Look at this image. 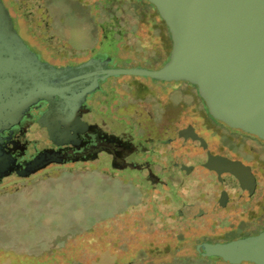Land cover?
I'll return each mask as SVG.
<instances>
[{"label": "rangeland", "instance_id": "374dc122", "mask_svg": "<svg viewBox=\"0 0 264 264\" xmlns=\"http://www.w3.org/2000/svg\"><path fill=\"white\" fill-rule=\"evenodd\" d=\"M135 5L151 9L142 0H0V65L8 64L6 74L15 93L5 101L0 119L17 110L21 102L17 96H38L40 106L50 98V89L61 87L52 107L59 113V123L51 125L55 143H65L86 113L83 119H93L89 125L141 150L144 145L139 139L164 124L157 111L173 106L168 101L160 105L157 98L164 93L168 100L177 99L178 91L187 85L129 74L97 81L87 76L153 70L167 62L160 39L151 37L148 43L149 24L139 19ZM28 52L47 68L38 69ZM94 96L101 101L96 103V98L92 108L86 107ZM190 104L189 108L195 107ZM139 105L156 109L155 123L139 115ZM33 137L41 141L38 134ZM145 156L138 154V158ZM160 157L151 159L158 163ZM110 160L100 153L93 162L48 165L35 171L40 163L37 157L24 167V173H29L25 180L5 179L0 186V264H170L186 257L193 258L191 264H226L194 258L191 248L201 233L209 234L204 238L207 243L216 244L264 231V224H255L253 211L247 207L240 219L247 223L244 227L236 224V209L199 219L189 211L176 214L184 199L202 205L200 193L210 191L211 182L199 189L198 179L192 177L181 188L176 185L179 175L173 174L170 191L151 188L146 173L114 169ZM137 161L148 167L145 160ZM263 194L264 179L259 178L251 204L255 208L261 199L264 216ZM220 218L228 221L217 223Z\"/></svg>", "mask_w": 264, "mask_h": 264}, {"label": "water", "instance_id": "95a60500", "mask_svg": "<svg viewBox=\"0 0 264 264\" xmlns=\"http://www.w3.org/2000/svg\"><path fill=\"white\" fill-rule=\"evenodd\" d=\"M146 1L155 8L168 29L171 49L167 62L153 70H113L87 76L97 81L111 75L129 74L167 82L189 83L196 87L197 94L203 100L211 117L230 128L241 130L264 141V0ZM27 54L28 59L33 61L38 69L47 68L36 60L33 53ZM49 69L52 70L48 67ZM2 73L0 70V75ZM60 90L61 87L50 89V98L45 100L44 105L35 109L36 113L40 110L38 114H43L51 108L57 102ZM24 101L33 104L38 100L24 97ZM20 104L22 101L17 106ZM24 115L23 113L14 120L0 124V134L18 124ZM90 128L88 124H83L81 130L74 132L68 142L71 144L74 139L86 137ZM32 130L28 131L25 138L29 146L41 150L40 163L35 171L51 163L74 161L80 156L76 154L68 157L59 152L49 151L46 130L38 127ZM96 131L97 137L112 138L111 141H115L116 145L122 143L113 135L102 134L99 129ZM37 134L41 138L40 142L33 137V135L37 137ZM191 138L205 145L196 135H192ZM121 148V145H118L120 154L127 150V147L122 148L123 151ZM135 152H137L135 149L129 148L125 162L129 167L134 165L142 167L144 170L140 171L134 167L131 170L139 171L143 176L144 173L147 174V166L137 161ZM206 167L220 175L226 173L233 176L239 181L242 189L248 188L247 184L250 186L253 184L249 168L240 162L209 156ZM9 174L4 171L0 174V179L6 178ZM191 250L194 258L209 259L212 262L264 264V231L227 243L193 244Z\"/></svg>", "mask_w": 264, "mask_h": 264}, {"label": "flooded vegetation", "instance_id": "af4514ba", "mask_svg": "<svg viewBox=\"0 0 264 264\" xmlns=\"http://www.w3.org/2000/svg\"><path fill=\"white\" fill-rule=\"evenodd\" d=\"M7 65V63L0 65V70L3 71L0 75V83L6 84L5 88L0 85L3 87V89L0 88V110L5 106V101L10 96H15V93H13V85L8 80L9 78L6 74ZM183 83L187 87L186 89L178 91L179 96L177 99L169 98L168 100V98H165L166 95L164 93L157 98L158 104L161 105L168 101L167 104L173 105L172 109L171 107H166L164 104L165 107L157 111L158 115L160 114L163 119L164 124H158L153 132L154 134L149 133L144 135L142 139H139L144 147L134 153L137 155V160H145V163L148 164L147 176L150 179L148 182L151 188H164L166 191H170L174 177L173 174L179 175V180H176V185L181 188L186 186L185 179L192 177L198 179L199 189L200 187L203 188L204 184L211 182V190L200 193V200L203 202L202 205H200L198 200L189 201L188 199H184V201L180 202V210H176V214L185 215L189 211L191 217L199 219L206 217L210 213H219V211L228 212L236 209L238 212L234 214L238 218L236 224H242L241 227H244L247 223L240 221V219L244 218L243 215L246 212L244 208L247 207L253 211L254 217L252 221H255V224L262 227L264 224V216L261 215L262 210L259 208L261 199L255 203V208H252L251 200L256 195L259 178L264 179V141L241 130L230 128L211 117L207 112L203 100L198 96L196 87L186 82ZM182 95L189 97V99H183ZM35 98L39 99L38 96ZM96 98L98 100L96 103L101 101L100 98L94 96L91 100L87 101L86 107L91 106L92 108V104ZM16 100L22 101V104L17 106L16 111H12L0 119V124H2L5 121L16 119L23 113L25 114L18 124L0 134V174L4 171L10 173L6 178L0 179V186L4 185L3 182L5 179L13 178V181H18V179L20 181L22 179L25 180L29 173H24V167L33 163L37 157L41 158L39 156L41 150L29 146L25 138L32 126L46 130L49 151L59 152L68 157L80 154L74 161L67 160L62 163H51L49 165L93 162L96 160L98 154L105 153L111 159L110 161L114 169H131L134 167L140 171L144 170L142 167L135 165L133 167L127 166L125 162L127 153H129V147L127 145L124 143L118 144L122 148L127 147V150L120 154L118 145H116L117 143L115 141H111L113 140L112 138L103 139L101 136L97 137L96 129L98 128L95 125L88 124L93 119L90 121L83 119L87 116L85 112L77 130H81L80 128L83 124L91 126L85 135L86 137H82L83 139L80 137V140L74 139L70 144L68 141L73 133L65 143H55L52 139L51 125L59 123V113L53 110V106L46 110L45 113L38 114L40 110L36 113L35 109L39 107V103L30 104L24 101L23 95L17 96ZM190 102L192 105L195 104L194 108L188 107ZM136 109L139 111V115L149 121V124L156 122L157 119L154 113L156 109L151 108L150 110V107L149 109H145L140 105ZM167 111L170 113L165 117ZM41 124L45 127L43 128ZM138 125L141 126L140 123ZM60 126H63V124H60ZM102 134L105 133L102 132ZM192 135L201 138L205 145L203 146L198 140H192ZM221 139L230 142V145H223L220 141ZM172 152L179 153L178 157L172 156ZM146 153L149 159H146V156L145 158H138V154L145 155ZM151 156H161L160 158L162 160L157 163L151 159ZM209 156L226 158L233 162H240L245 167H248L253 176V184L251 186L247 184L246 186L248 188L242 189L239 181L233 176L226 173L220 175L215 170L206 167ZM203 174L206 175L203 177ZM19 183L25 184L22 182ZM207 201H211V204L207 205ZM223 220L228 221L227 218H220L216 222L219 223ZM236 226H231L229 230L234 229ZM208 236L209 234L201 233L198 236V244L207 243L204 238ZM218 236L220 237L221 234Z\"/></svg>", "mask_w": 264, "mask_h": 264}, {"label": "trees", "instance_id": "16d2710c", "mask_svg": "<svg viewBox=\"0 0 264 264\" xmlns=\"http://www.w3.org/2000/svg\"><path fill=\"white\" fill-rule=\"evenodd\" d=\"M126 1V0H125ZM147 2L146 0H142ZM148 3V2H147ZM151 7V9L145 8L143 10V8L139 5H135L134 6V10L135 12L137 11L138 15H139V19L141 21H144V23L149 24V39H148V43H151V37H158L160 39L161 45L164 47V51L166 52L167 55H169L170 49H171V40L169 37V32L167 27L165 26L164 22L160 19L158 13L156 12L155 8L148 3ZM155 18H158L159 21L156 22ZM170 252V248L169 251ZM193 258L190 257H186L185 259L182 260H174L172 263L170 264H191ZM198 259V258H196Z\"/></svg>", "mask_w": 264, "mask_h": 264}]
</instances>
